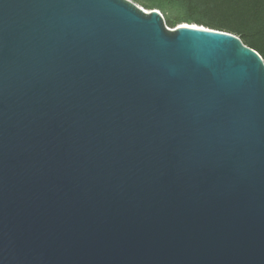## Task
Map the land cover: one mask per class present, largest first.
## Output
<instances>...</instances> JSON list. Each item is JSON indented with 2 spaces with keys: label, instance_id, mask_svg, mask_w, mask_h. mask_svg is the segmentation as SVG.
I'll use <instances>...</instances> for the list:
<instances>
[{
  "label": "water",
  "instance_id": "1",
  "mask_svg": "<svg viewBox=\"0 0 264 264\" xmlns=\"http://www.w3.org/2000/svg\"><path fill=\"white\" fill-rule=\"evenodd\" d=\"M0 264H264V59L133 0H0Z\"/></svg>",
  "mask_w": 264,
  "mask_h": 264
},
{
  "label": "trees",
  "instance_id": "2",
  "mask_svg": "<svg viewBox=\"0 0 264 264\" xmlns=\"http://www.w3.org/2000/svg\"><path fill=\"white\" fill-rule=\"evenodd\" d=\"M146 8H158L165 20V10L185 8L215 12L216 21L188 17L182 22L204 24L216 29L234 33L244 44L255 49L264 59V0H133ZM170 22V21H168ZM167 23V20H166ZM173 23V22H172ZM252 35V38L249 35ZM250 38V39H249Z\"/></svg>",
  "mask_w": 264,
  "mask_h": 264
},
{
  "label": "rangeland",
  "instance_id": "3",
  "mask_svg": "<svg viewBox=\"0 0 264 264\" xmlns=\"http://www.w3.org/2000/svg\"><path fill=\"white\" fill-rule=\"evenodd\" d=\"M139 4H141V3H139ZM168 7L169 8H167L165 10L164 14H165V17L167 20V25L170 27L181 23L182 21H184V19H186L188 17L198 18L202 21L203 20H205V21L206 20L216 21V19H219L215 12L204 10L202 8L196 9L195 12H189V10L182 8V9H178V12H176L175 9L170 8L171 6H168ZM168 21H170V22H168ZM248 35L250 38H252V35H250V34H248Z\"/></svg>",
  "mask_w": 264,
  "mask_h": 264
}]
</instances>
